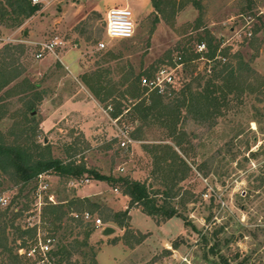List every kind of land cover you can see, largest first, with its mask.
I'll use <instances>...</instances> for the list:
<instances>
[{
    "label": "rangeland",
    "instance_id": "obj_1",
    "mask_svg": "<svg viewBox=\"0 0 264 264\" xmlns=\"http://www.w3.org/2000/svg\"><path fill=\"white\" fill-rule=\"evenodd\" d=\"M174 1L177 12L174 15L167 12L165 16L155 10V0H42L38 12L20 26L7 27L0 22V68L7 74H20L0 92V139L11 144L33 140L50 143L55 157L83 159L87 165L105 173L131 174L147 180L162 193L166 190L174 193L176 196L170 198L173 205L189 220L186 225L184 219L174 217L161 227L160 224L170 219L158 224L143 210H135L128 231L116 224H106L116 227L117 232L104 235L103 227L95 225L85 250L94 248L96 263L79 257L78 264H219L221 255L228 264H264V153L250 156V151L264 146V0H198L196 5L191 0ZM127 5L134 13L135 34L128 39H110L105 30L106 11ZM206 29L223 41L222 47L229 49L227 61L238 65L240 58L243 59V69L239 72V82L244 85L242 102L238 100L231 108L224 109L214 128H202L203 136L195 145L193 142L185 145L189 149L191 169L187 178L180 181L181 173L175 172L179 170L177 166L169 171V166L160 168L155 159L159 154L154 146L174 144L166 128H146L140 139L122 145L123 133L130 137L140 120L134 111L138 100L124 94L130 82H122L121 69L125 65L126 69L133 66L136 72L155 69L156 75L165 70V74H173L177 88L191 82L196 89L200 81H206L209 69L220 64L194 59L174 67L167 56L178 45L195 46V41L188 43L190 38L204 35ZM56 35L65 40L66 46L59 49V57L52 55L53 64L48 69L50 63L43 64L47 58L36 57L35 42ZM101 40L107 46L99 50ZM71 46L78 47L81 54L77 62L80 73L75 75L60 61L61 57L70 63L71 56L74 58L79 53L72 50L69 56L62 54ZM8 51L13 54L6 56ZM95 68L106 74L110 71L107 77L117 83L116 91L106 101L98 99L83 81L82 76ZM34 84L47 94L37 107L35 120L29 122L25 101L32 95ZM76 91L91 102L87 108L62 111L50 123L46 122L64 99ZM148 96L146 91L141 99ZM118 106L122 113L115 118L112 112ZM34 126L36 136L31 130ZM219 151L218 163L205 177L197 169L198 164ZM47 174L57 200L76 195L73 185L79 180L67 182L54 173ZM35 183L21 190L23 183H16L0 170V196L12 199L15 210L23 212L18 223L24 224L27 215L38 209L36 188H32ZM47 193L43 191V195ZM90 197H100L107 203L112 195ZM3 208L0 204V210ZM43 215L42 210L39 218L41 231L45 232L50 225ZM99 216V212L93 215ZM9 231L12 240L14 229ZM173 241L178 243L177 247L172 246ZM215 241H220L216 254L208 252ZM30 261L36 262L33 258Z\"/></svg>",
    "mask_w": 264,
    "mask_h": 264
},
{
    "label": "trees",
    "instance_id": "obj_2",
    "mask_svg": "<svg viewBox=\"0 0 264 264\" xmlns=\"http://www.w3.org/2000/svg\"><path fill=\"white\" fill-rule=\"evenodd\" d=\"M191 1L195 5L199 3L198 0ZM180 3L181 6L185 4L183 1ZM40 8L41 4L33 3L32 0H0V22L6 24L7 27H18ZM154 8L158 13H164L165 16L167 12H170L169 15H174L178 10L174 0H155ZM158 20L157 15L156 21ZM192 41H195V46L191 44ZM188 43L191 45H178L174 50L169 51L167 57L171 66L185 65L194 59H206L208 62L215 61L221 65V67L220 65L219 67L212 66V69H209V76L205 77L206 81L204 83L200 81L196 89L191 82L177 88L173 81L167 83L163 91L157 88L149 90V87L142 84V80L144 77L156 78L155 69L136 72L131 65L129 69H126V65L121 69V72H124L122 82L125 84L130 82L124 94L129 93L131 97L138 100L134 104V111L140 122L132 129L130 136L138 140L145 133L146 128L151 129L157 126L166 128L167 135L173 139L174 144L165 143L154 146L153 149L159 154L155 159L160 168H165V164L169 166L167 167L169 171L177 166L179 170L174 171L181 173L178 176L180 181L187 178L191 169L187 156L189 149L185 145L200 140L204 133L202 128H214L219 117L224 114V109L231 108L234 102L240 100L244 90L243 83L239 82V72L244 64L243 59L240 58L238 65L231 60L227 61L229 49L222 47L221 39L215 38L211 31L206 29L204 35L200 33L190 38ZM203 43L206 49L200 51L199 45ZM12 54L13 51L6 52V56ZM108 54L114 57L111 51H108ZM97 68L91 73L84 74L82 78L98 99L106 101L116 91L117 83L107 77L110 71L106 74L99 72ZM19 76L18 73L7 74L0 68V92ZM38 87V84L32 85V95L26 97L27 113L25 116L29 122L35 120L37 107L47 94L45 89L38 90ZM146 91H149V96L141 99ZM115 109L112 116L118 118L122 110L120 106ZM31 130L36 136L37 128L34 126ZM261 153H264L263 145L257 151H250V156L256 157ZM220 154L221 151L205 159L198 164L197 169L208 177L215 163H218ZM0 170L10 175L16 183H23L21 190L33 184L34 181L36 183L32 188H36L38 175L51 172L66 179L67 182L85 179L105 181L112 188L130 198L129 206L120 210L101 201L100 197L93 199L89 196L77 195L69 199H58L57 203L46 204L43 208V216L50 226L44 231L48 236L56 238L54 247L49 253L50 263L47 264H78L79 257H82L84 261L90 259L92 263H96L97 255L94 248L91 247L89 251L85 250V247H89L88 239L95 228L94 220L86 219L87 212H90L92 216L95 212H99L101 214L99 218L105 224H116L127 231L131 229L130 210L134 207L143 210L158 224L174 217H180L184 219L186 225H189L188 218L173 205L170 198L176 195L171 194L169 190L162 193L154 189V185L147 180L136 179L129 174L105 173L97 167L87 165L83 159L63 160L55 157L50 143L42 144L33 140V142L11 144L0 139ZM174 176L177 178L176 174ZM262 182L264 183V177ZM15 209L16 206L11 203L0 210V250L2 254L0 264H36L30 261L31 258L21 255L19 249L27 246L29 244L27 241L37 236V227L26 228L25 221L24 224L18 223L17 220L23 216V212ZM9 228L14 229L12 240ZM81 236H83L82 239ZM204 238L208 244L207 238ZM172 246L177 247L178 243L173 241ZM219 247L220 241H215L209 247L208 252L216 254ZM221 257L222 261L219 264H228L224 256L221 255Z\"/></svg>",
    "mask_w": 264,
    "mask_h": 264
},
{
    "label": "built area",
    "instance_id": "obj_3",
    "mask_svg": "<svg viewBox=\"0 0 264 264\" xmlns=\"http://www.w3.org/2000/svg\"><path fill=\"white\" fill-rule=\"evenodd\" d=\"M33 3H40L42 0H32ZM105 30L107 36L110 39H128L132 38L136 31V22L134 20L133 10L127 6H113L106 11V15L104 18ZM12 39V37H10ZM37 48L36 57L43 59L47 55H55L59 57V49H62L66 46V42L59 35H56L53 38L37 41L35 42ZM107 46V42L104 40L99 41L98 49H104ZM206 49L205 43L199 45V50L203 51ZM165 70H161L159 74H157L156 78H148L144 77L142 80V84L144 86L149 87V90H153L155 88L159 89V91H163L167 83L173 82V74H165ZM123 133V132H122ZM124 138L122 139V145L126 146L128 142H131L133 138L127 135L125 132L123 133ZM123 170V168L121 169ZM47 173H40L37 177L38 186L35 189V194L38 199L36 201L35 206L38 207L37 210L31 211L25 219V227H37V236L33 240H28L29 243L27 246H22L19 249L21 255H25L28 258H33L36 262L41 264L50 263L49 253L52 251L54 247V243L56 242V238L48 236L46 232H42L40 225L41 221L39 218L40 212L43 210V206L48 203H57V197L54 193L51 192L50 183L47 179ZM89 181V179H86ZM117 190V189H116ZM43 191L48 192L46 195H43ZM12 203V199L5 197L4 195L0 196V204L3 207H8ZM31 216H37L38 220H32ZM30 217V218H29ZM86 219H93L96 226H102L103 228L106 224L102 221L101 218H94L90 212L86 213Z\"/></svg>",
    "mask_w": 264,
    "mask_h": 264
},
{
    "label": "crops",
    "instance_id": "obj_4",
    "mask_svg": "<svg viewBox=\"0 0 264 264\" xmlns=\"http://www.w3.org/2000/svg\"><path fill=\"white\" fill-rule=\"evenodd\" d=\"M25 33L27 34L28 31H25ZM77 45H78V43H77ZM76 46L75 47L71 46V48H69L67 50L65 49L63 51V53H62L64 55L69 56V54H70V52L72 50H78L79 51V53L76 54V56H74V58H72L73 56H71V59L69 60L70 63H66L60 57V61L62 62V64L66 68H68L70 70V72L72 74H74V75L77 74V73H80V66L77 65V62L80 59L81 54H80V49L78 47H76ZM45 59H46V61L43 64H45V63L49 64L50 63V65L48 66V69H49L51 67V65L53 64V61H52L53 60V56L50 55L49 57H45ZM43 60H44V58H43ZM48 69H46V70H48ZM78 92L79 91L74 92V94H71L72 96H67L64 99V102L60 106H58V108L56 110H54L48 116V118H46V122L50 123L49 121H52L53 117L54 116H58L62 111L63 112H72V111L81 110L83 108H87L86 106H88V103H91V102L87 101L88 100L87 98H82L81 95L78 96V94H79ZM44 124H45V122H44ZM134 178H136V177H134ZM136 179H138V178H136ZM73 188H74V192L76 193V195L80 196V197H85V196H89L90 197V196H94V195L103 196V195H106V194H111L112 198H108L107 199V203L111 207L116 209V210L126 209L129 206V203H130V198L127 195H124L121 192H119L118 190L112 188L105 181H101V180L90 181V179H89V181L83 182V183L78 181V182L74 183ZM135 210H141V209L137 208V207L132 208L130 210L131 216H132L133 211H135ZM171 220L172 219L168 220L165 223H162V225L160 224L159 226L162 227L163 225H165L166 223H168ZM114 229H115L114 232H117L116 227H114ZM102 233H103V231H102Z\"/></svg>",
    "mask_w": 264,
    "mask_h": 264
},
{
    "label": "water",
    "instance_id": "obj_5",
    "mask_svg": "<svg viewBox=\"0 0 264 264\" xmlns=\"http://www.w3.org/2000/svg\"><path fill=\"white\" fill-rule=\"evenodd\" d=\"M114 230H115L114 227H112L111 225H107L103 229V234L104 235H110V234L114 233Z\"/></svg>",
    "mask_w": 264,
    "mask_h": 264
}]
</instances>
